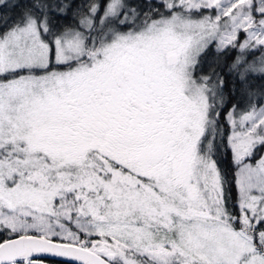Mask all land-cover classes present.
Instances as JSON below:
<instances>
[{"label":"snow or ice","instance_id":"1","mask_svg":"<svg viewBox=\"0 0 264 264\" xmlns=\"http://www.w3.org/2000/svg\"><path fill=\"white\" fill-rule=\"evenodd\" d=\"M0 264H264V0H0Z\"/></svg>","mask_w":264,"mask_h":264},{"label":"trees","instance_id":"2","mask_svg":"<svg viewBox=\"0 0 264 264\" xmlns=\"http://www.w3.org/2000/svg\"><path fill=\"white\" fill-rule=\"evenodd\" d=\"M230 171V174H231V169L229 170ZM235 190L233 189V194H234Z\"/></svg>","mask_w":264,"mask_h":264}]
</instances>
